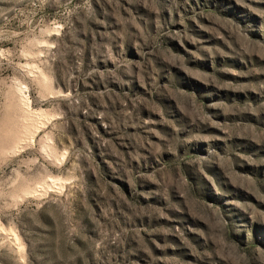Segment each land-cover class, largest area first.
I'll use <instances>...</instances> for the list:
<instances>
[{
  "label": "rangeland",
  "instance_id": "rangeland-1",
  "mask_svg": "<svg viewBox=\"0 0 264 264\" xmlns=\"http://www.w3.org/2000/svg\"><path fill=\"white\" fill-rule=\"evenodd\" d=\"M0 264H264V0H0Z\"/></svg>",
  "mask_w": 264,
  "mask_h": 264
}]
</instances>
